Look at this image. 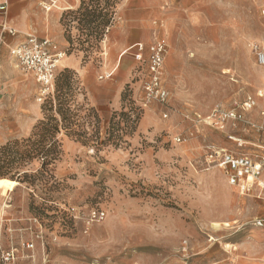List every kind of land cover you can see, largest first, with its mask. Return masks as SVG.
Masks as SVG:
<instances>
[{
    "label": "rangeland",
    "instance_id": "374dc122",
    "mask_svg": "<svg viewBox=\"0 0 264 264\" xmlns=\"http://www.w3.org/2000/svg\"><path fill=\"white\" fill-rule=\"evenodd\" d=\"M80 1L76 7L60 0L44 11L40 0H33L43 22L45 13L48 21L58 20L64 48L49 34H29L46 35L64 57L99 67L103 58L110 60L112 27L127 23V15L128 24L148 26V42L157 34L165 38L162 80L168 97L144 104L147 66L137 62L133 83L141 87L123 90L124 115L100 120V144L90 139L91 127L82 139L62 131L57 136L61 154L47 174L37 158L1 165L0 264H264V225L255 226L264 220V199L240 196L220 170L203 162L205 148L219 139L230 144L225 149L257 161L264 157V143L245 141L238 147L226 136L239 126L220 132L200 121L214 107L238 108L247 97L255 101L247 118L264 111V67L251 48L264 47V0H117L103 36L91 29L90 15L81 23L72 15L61 19L78 10ZM89 1L84 0L95 4ZM8 6L3 26L12 10ZM0 52V108L5 111L0 112V147L26 139L15 138L20 135L13 124L19 118L10 113L16 76L27 78L21 81L25 112L39 106L41 113L64 78L73 79L66 97L71 111L82 117L90 108L73 70L58 65L59 80L38 102L34 78L9 59L6 47L1 45ZM146 114L151 119L140 128ZM111 122H116L114 134ZM247 132L260 142L264 128ZM11 151L20 157L22 149ZM93 212L103 213V219ZM6 252L13 260L2 257Z\"/></svg>",
    "mask_w": 264,
    "mask_h": 264
},
{
    "label": "crops",
    "instance_id": "0c3cea01",
    "mask_svg": "<svg viewBox=\"0 0 264 264\" xmlns=\"http://www.w3.org/2000/svg\"><path fill=\"white\" fill-rule=\"evenodd\" d=\"M64 2L75 4L76 7L79 5V2H77V0H64ZM34 4L35 2H33V0H9V5L12 6V10L10 12L9 18L6 20L4 27H13L16 30L17 35L14 37L4 35L3 43H0V47L1 45L3 47H6L7 54L10 45L19 43L24 39V37L30 35L29 33L37 32L40 34H49L51 36V39L55 41L60 46V48H64L65 40L63 39L61 33L62 29L58 23V20L51 17L48 21V13H45V22H43L42 19H40V14L37 13V9ZM124 19L127 23L115 25L114 27H112L109 34L110 60L108 64L103 58V61L100 63L99 67L93 66L90 62L86 65H81L80 62L72 56H65L59 63V67L61 69L68 68L73 70L77 74L81 88L86 96L88 107L94 109V111L97 112L100 120H105L112 115L123 111V108L125 107L122 105V94L124 89H130L133 90V92H136V90L138 91L140 89L141 82L136 81L133 83L134 75L138 74L137 72H135L137 61H135L133 56H131L127 51L131 47L135 46L136 43H145L144 45H146L152 42V40L148 42L150 40L148 38V26L141 22L128 24L127 15L124 17ZM1 26L3 25L0 24V32ZM45 37L48 38L46 35L40 38ZM104 76L108 77L106 78ZM26 79V77L24 78L22 76H16V78L13 79V81H17V83L12 87V90L14 92L13 95H15V97L13 100V104L10 107V113L17 115L19 118L13 124V131L20 135L15 136V138L28 137L33 125L39 119H41L39 106H31L29 111L26 110V112L30 113L28 114L25 112L21 105V101L24 97V89L21 81H26ZM258 97L262 98V95L259 94ZM263 108L264 100H262V102L260 103V110H262ZM0 112L5 111L3 110V108H0ZM262 113H264L263 110H255L254 112L248 114V118L246 116L245 118L251 124H254L255 126L262 129L264 128V116L262 115ZM150 119V116H145L141 120L139 127L144 128L145 124H147ZM237 126L240 127V130L232 134L236 139L240 141V143H243L245 141L259 145H262L264 143V135L262 136V139L260 141L262 143L260 144L256 134L249 135L247 132L249 130H257L250 129L242 123L237 124ZM210 144H213L218 148L222 147L221 149H225V147L230 148V144L223 142L221 139L217 140L215 143ZM234 153L238 154L236 152ZM260 176L257 183L260 186L264 187V174H261ZM252 194H255V197L257 199H264V188L262 189L254 185V188L248 196H251Z\"/></svg>",
    "mask_w": 264,
    "mask_h": 264
},
{
    "label": "built area",
    "instance_id": "2783aa9c",
    "mask_svg": "<svg viewBox=\"0 0 264 264\" xmlns=\"http://www.w3.org/2000/svg\"><path fill=\"white\" fill-rule=\"evenodd\" d=\"M60 0H40L44 11H50L56 2ZM9 0H0V19L5 16L8 11ZM264 14V9L262 11ZM162 28L163 25H159ZM4 35L14 37L17 35L13 27L6 28L1 26L0 43H3ZM158 35V36H157ZM154 35L152 43L147 47L142 43H136L127 52L133 56L138 63H146V77L142 83V92L144 93V104L158 101L165 102L168 97V92L163 86L162 66L165 53L167 50V42L165 38ZM252 51L256 54L257 63L264 67V47L258 44L252 45ZM147 52L145 59L144 53ZM65 53L59 51L56 45L48 38H40L34 35H27L19 43L10 45L8 49V57L15 61L17 67L25 74H30L39 86L38 101L42 102L52 91L56 79L57 68ZM108 77V76H104ZM102 78V77H100ZM263 96V95H262ZM255 108V101L251 97H247L238 106V108L224 109L222 107H214L207 116L200 120L205 126L211 127L217 131H226L228 127L236 128L237 124L242 123L250 129L261 130V128L251 124L246 120L245 113ZM264 116V113H262ZM228 139L242 147L238 139L233 134L227 135ZM176 142L180 139L176 138ZM257 161L247 155H239L226 149L218 148L210 144L205 148L203 162L207 169L216 168L220 170L227 180V183L234 187L240 196L247 197L254 185L260 186L256 180L263 172L264 157ZM252 179L249 182V179ZM93 217L102 220L103 213L93 212ZM264 220L255 222V226L262 227ZM27 249H32V244H26ZM6 261L13 260L14 256L11 252L4 254Z\"/></svg>",
    "mask_w": 264,
    "mask_h": 264
},
{
    "label": "trees",
    "instance_id": "16d2710c",
    "mask_svg": "<svg viewBox=\"0 0 264 264\" xmlns=\"http://www.w3.org/2000/svg\"><path fill=\"white\" fill-rule=\"evenodd\" d=\"M100 0H94L95 4L85 3L84 0L80 1V8L78 10L66 13L63 15V18L72 15L73 21H78L81 23V20L91 16L89 21L94 26L91 29H99V36H103L105 30L108 29L110 25L109 21L111 19L112 10L116 6L117 0L107 1L103 6L99 2ZM90 3L93 1L90 0ZM81 11H83L81 13ZM108 15V19H105ZM63 21V20H62ZM67 26V24H65ZM90 29V30H91ZM68 69V68H65ZM56 79L54 86L58 79V73L56 74ZM72 78L60 79L55 94L53 97H49L45 104L41 107V113H43V118L39 119L32 127L30 135L26 137L25 140L21 142V145L18 142H12L5 146L0 147V166L1 165H12L17 161L30 162L33 158H37L41 161V170L46 174L49 172V164L51 161H55L61 154L60 143L57 139V136L64 131L65 135L68 137L79 136L86 137L88 135V128L91 127L95 132L90 136L93 142L97 145L100 144L101 132L98 129L100 119L98 114L92 108H84L83 116H78L79 113H74L71 111L68 100L66 99L68 93L72 87ZM53 86V87H54ZM119 115H124L123 111L112 115V118H118ZM77 117V118H76ZM67 118L70 120L68 124L66 123ZM74 127V129L72 128ZM116 122L110 123V129L115 133ZM108 134V132H107ZM13 147H21L22 152L20 157H17L15 153L11 150ZM0 174V178H1ZM12 181V180H11Z\"/></svg>",
    "mask_w": 264,
    "mask_h": 264
},
{
    "label": "bare ground",
    "instance_id": "6f19581e",
    "mask_svg": "<svg viewBox=\"0 0 264 264\" xmlns=\"http://www.w3.org/2000/svg\"><path fill=\"white\" fill-rule=\"evenodd\" d=\"M37 101H38V99H37ZM38 102H39V101H38ZM251 181H252V179L250 178V179H249V182H251Z\"/></svg>",
    "mask_w": 264,
    "mask_h": 264
}]
</instances>
